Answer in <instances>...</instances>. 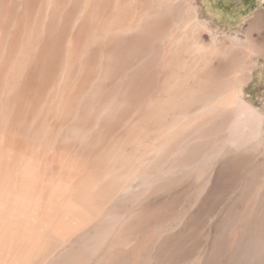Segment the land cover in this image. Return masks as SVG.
<instances>
[{
	"label": "rangeland",
	"instance_id": "obj_1",
	"mask_svg": "<svg viewBox=\"0 0 264 264\" xmlns=\"http://www.w3.org/2000/svg\"><path fill=\"white\" fill-rule=\"evenodd\" d=\"M253 23L0 0V264H264Z\"/></svg>",
	"mask_w": 264,
	"mask_h": 264
},
{
	"label": "crops",
	"instance_id": "obj_2",
	"mask_svg": "<svg viewBox=\"0 0 264 264\" xmlns=\"http://www.w3.org/2000/svg\"><path fill=\"white\" fill-rule=\"evenodd\" d=\"M213 21L235 27H256L254 20L264 17V0H196Z\"/></svg>",
	"mask_w": 264,
	"mask_h": 264
},
{
	"label": "bare ground",
	"instance_id": "obj_3",
	"mask_svg": "<svg viewBox=\"0 0 264 264\" xmlns=\"http://www.w3.org/2000/svg\"><path fill=\"white\" fill-rule=\"evenodd\" d=\"M234 96H235V95H234ZM234 96H233V97H234ZM231 100H233V98H231ZM236 100L239 101V98H238L237 96H236ZM233 102H235V101H233ZM241 141H242V140H240V142H241ZM235 143H238V141L235 140Z\"/></svg>",
	"mask_w": 264,
	"mask_h": 264
}]
</instances>
